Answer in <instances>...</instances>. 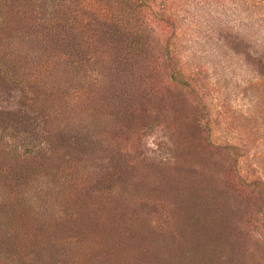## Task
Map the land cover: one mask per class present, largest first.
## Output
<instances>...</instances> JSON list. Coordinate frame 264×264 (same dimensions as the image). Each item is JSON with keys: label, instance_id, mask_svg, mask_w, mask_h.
<instances>
[{"label": "rangeland", "instance_id": "rangeland-1", "mask_svg": "<svg viewBox=\"0 0 264 264\" xmlns=\"http://www.w3.org/2000/svg\"><path fill=\"white\" fill-rule=\"evenodd\" d=\"M96 1L0 0V264H264V0Z\"/></svg>", "mask_w": 264, "mask_h": 264}, {"label": "trees", "instance_id": "trees-1", "mask_svg": "<svg viewBox=\"0 0 264 264\" xmlns=\"http://www.w3.org/2000/svg\"><path fill=\"white\" fill-rule=\"evenodd\" d=\"M93 1L95 2L96 5L97 4L99 5V3H97L96 0H93ZM140 6H142V3L139 4L137 0H127L126 5H125V8L127 9V12L126 13L128 15L127 16L128 23H130L132 26H135L137 28H138L139 22L136 19L137 15H134V12L136 11V9L139 10ZM136 34H137L136 37L138 38L137 39V43H139V41L141 40V37L140 36H142V34H140L138 31H136ZM32 152H33V149L30 148L29 150H26L24 153H21V152L16 153V155H13V158L15 160L21 159V156H24V158H27L29 155L30 156H33V154H31ZM3 170L4 169H1L0 171L3 172Z\"/></svg>", "mask_w": 264, "mask_h": 264}]
</instances>
